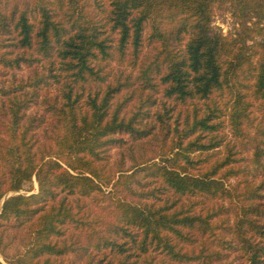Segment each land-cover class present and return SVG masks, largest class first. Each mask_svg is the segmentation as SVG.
<instances>
[{"label":"trees","instance_id":"1","mask_svg":"<svg viewBox=\"0 0 264 264\" xmlns=\"http://www.w3.org/2000/svg\"><path fill=\"white\" fill-rule=\"evenodd\" d=\"M0 257L264 264V0H0Z\"/></svg>","mask_w":264,"mask_h":264},{"label":"rangeland","instance_id":"2","mask_svg":"<svg viewBox=\"0 0 264 264\" xmlns=\"http://www.w3.org/2000/svg\"><path fill=\"white\" fill-rule=\"evenodd\" d=\"M212 25L219 27L222 32L224 34H231L233 32H235L236 30H240V26L239 23L237 22V20H235L231 14L227 11V10H217L214 14L213 17V21H212ZM256 39H259V37L257 36ZM247 43H251L250 41H247ZM227 133V137L229 140L232 141H237L239 140V136L237 134H235V132L230 129V125H228L227 129L225 130ZM150 154H152V152L148 153V156H150ZM118 158L116 152L112 151V156L111 159H115ZM32 186H33V191L37 190V183L35 181V179H32ZM227 184L233 188L234 187V192L239 195V199L241 200V192L243 190V185L242 184H237V181L234 179H229ZM237 200V199H236ZM110 200L106 199L103 202H100V204H95L93 202L89 201V212L91 216L93 217H100L104 220L109 219L112 215V208L110 206ZM240 203V201L238 202ZM88 212V211H87ZM10 234V233H9ZM15 239L13 238V243L11 244V248H10V252H13L14 248L19 246L20 244V237L21 234L20 233H15ZM0 259L2 260V258L0 257Z\"/></svg>","mask_w":264,"mask_h":264}]
</instances>
